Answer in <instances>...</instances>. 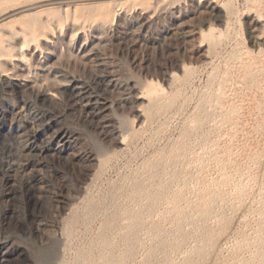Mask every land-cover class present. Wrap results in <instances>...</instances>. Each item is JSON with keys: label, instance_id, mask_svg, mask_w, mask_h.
<instances>
[{"label": "rangeland", "instance_id": "374dc122", "mask_svg": "<svg viewBox=\"0 0 264 264\" xmlns=\"http://www.w3.org/2000/svg\"><path fill=\"white\" fill-rule=\"evenodd\" d=\"M213 1L0 0V41L9 51L0 70L13 68L36 86L42 72L52 85L65 75L91 80L100 68L116 70L121 89L108 116L123 142L114 146L65 96L37 102L33 112L64 110L61 124L78 157H49L52 170H44L59 171L49 193L24 186L16 198L0 194V240L20 249L4 264H41L40 248L59 253L53 264H73L103 226L120 256V236L137 217L143 232L120 264H264V0ZM30 32L36 41H24ZM16 92L1 102L14 103ZM11 136L0 114V159L14 154L19 181L31 172L30 155L21 144L12 149ZM69 211L77 213L71 226Z\"/></svg>", "mask_w": 264, "mask_h": 264}, {"label": "bare ground", "instance_id": "6f19581e", "mask_svg": "<svg viewBox=\"0 0 264 264\" xmlns=\"http://www.w3.org/2000/svg\"><path fill=\"white\" fill-rule=\"evenodd\" d=\"M102 1H104V0H102ZM49 4H51V3H49ZM207 7L212 10V9H215L217 7V5L213 4L212 1H209V2H207ZM31 9H33V8L32 7H28L26 10L30 11ZM142 9H144V8H142ZM139 11L142 12L143 10L141 11L139 9ZM17 12H20V10L17 11ZM32 12H34V11H32ZM14 14H15V12L13 13V15ZM119 15H120V13H119ZM108 16H109V14H108ZM121 16H123V15H121ZM217 17H219V16L217 15ZM125 18H126V16H125ZM215 18H216V16H215ZM7 19H9V18H7ZM122 22H123V20H122ZM59 24H60V22H59ZM32 25H31V27H32ZM39 25H41V23ZM111 27H112V25H111ZM186 32H188V30ZM36 37H37V34L36 33L30 32V33H28V34L25 35V38L24 37L23 38H24V41H36ZM34 48H36V47H34ZM96 48H98V47L96 46ZM96 54H97L96 52H92V54H89V55L90 56H94ZM0 55H4V56L9 55V51L8 50H5V48L2 47L1 41H0ZM100 58L103 59V57H100ZM25 59H26V57H25ZM16 60H17V62L19 61L20 64H21V61H20L21 59H16ZM203 60H205V58ZM14 61H13V63H14ZM62 63H64V62H62ZM18 64L19 63H17L15 65V67L19 68L20 67V64L19 65ZM100 65H102V64H100ZM60 66H62V65H60ZM92 67H95V66H92ZM20 69L22 70V68H19V70ZM94 69H97V66ZM12 70H14V69L12 68ZM12 70H11V72H9L7 69L0 70V88H1L0 89V96H3L5 99H8V98H10V96L12 95V93L16 92V90H17L19 96L15 97L16 98L15 99L16 101L14 103H12V104H9L8 103L9 105L8 104L7 105L6 104L4 105L3 101L1 102V100H0V114H2L7 119V121H8V128L12 132V136H11L12 137V146H11V148L13 149L14 146H19L21 144V148H23L24 150H26L28 152L27 154L30 155L29 156V158H30L29 166H31L32 169H31V172L29 171V174H27V176H21V179L18 181L17 180L18 178H16L14 176V174H13L14 159L12 158V155H14V154L10 153L6 159H0V181L7 188L6 190L4 189V192H0V194L3 193L4 195H6L8 197H12V198L15 197L16 198L18 191L20 192L23 189L24 186H25L26 189H31V188L35 189L36 190V193L38 194V196L43 195L45 193H49V188H50V184H51V181H52L51 180L52 179V176H53V174H58V172H59L57 169H55L53 172L52 171H49V170H46V171L44 170V168H46V169L47 168L48 169L50 168L49 161H48L49 160V157L65 158V159H68L70 161L75 160L78 157V153L75 152L74 149H73V147H72L73 146L72 145V137H73L72 132H70V130H68L66 127H64L61 124V122H62V120H61L62 112H64V110H61V109H60L61 111H59V110L58 111L57 110L56 111H51V110H41V111H38L37 110V111L33 112L36 107L38 108V106H36V105H37V102H39V101L44 102V101L47 100V101H49V104L50 103H54V102L56 103V101L60 100V98L62 96H63V98L65 96L68 100L71 101L70 103L73 106H76L78 108V111L80 110L84 114L85 118H88L90 122L94 123L100 129L101 132L99 131V133H103L111 141V143L114 146L119 147V146H121L123 144V142L121 141V139L118 138L119 135H118V132H117V129H116V127H117L116 126V123L117 122H115L114 119H111L110 118L111 117L110 114H109L110 117L108 116V110H109V107H110V102L114 100V98H113V100L111 99V96H112V94L116 93L117 90L121 89L120 83H118L119 82L118 81V78L119 77H117L116 73H114L116 70L113 72V71H111L112 69L111 70H108V69L102 70V68H100V70L102 72H99L100 70L99 71L97 70L98 73H97V71L95 73V71H94V75H93V77H91L92 78L91 80L85 79L84 77H81V76H74V75H67L66 76L65 75L64 78L59 79L55 84H52V85H49L48 84V81H49L48 80V77L47 76H43L45 73L42 74L43 72L42 73L40 72L41 73V76L43 77V86H39L38 85L39 87L36 86L37 84H35V82H34L35 80L34 79L31 80L29 78H26L25 76H22V74H21L22 72H20V74H21L20 75L17 72L12 71ZM55 70H57V69H55ZM65 71H68V69H66ZM68 73L70 74L69 71H68ZM73 74H75V73H73ZM60 75H62V74H60ZM86 78H88V77H86ZM170 79H171V77H170ZM37 80L39 81V79H37ZM167 80L169 81V79H167ZM128 84H129V82H128ZM123 89H125V88H123ZM127 89L130 92L137 91V90H135V86L134 85H128L127 86ZM119 92H121V91H119ZM132 96L135 97V99L137 101L138 100H141V99H144V97H143L144 95L143 96L142 95H135V96L132 95ZM116 97H117V95H116ZM125 100H127V99H125ZM144 100H146V97H145ZM129 102H132V101L129 100ZM57 104H59V103H57ZM64 104H67V103H64ZM114 104H116V103H114ZM54 105L57 106L56 104H54ZM66 106H68V104ZM48 108H50V107H48ZM66 108H68V107H66ZM74 110H76V109H74ZM134 110H135V107H134ZM71 116H69V117H71ZM107 138H105V139H107ZM111 143H109V144H111ZM88 159H89L88 161L92 160V158L90 156L88 157ZM26 160H28V159H26ZM84 161H86V160H84ZM15 163H16V161H15ZM24 163H25V161H24ZM90 174H91V171H90ZM22 175H24V174H22ZM88 175H86V176H88ZM161 182H160V184H161ZM168 182H169V180H168ZM162 185H164V184L162 183ZM166 185H168V184H166ZM138 189H139V191L142 190L140 188H138ZM154 191H152V192H154ZM147 193H149V192L147 191ZM160 194H161V191H160ZM130 195H131V193H130ZM149 195H151V194H149ZM149 195H148V197H149ZM155 196H157V194ZM155 196L152 197V199L155 198ZM55 198H56V201H61L62 200V198L59 199V196H56ZM145 199H147V198H145ZM136 201H137V199H136ZM140 203L143 204L142 202H140ZM149 205H151L150 200L148 202V206ZM151 206H153V205H151ZM91 207L92 206L89 204V210H90L89 213L90 214L92 213V208ZM142 207H144V206L142 205ZM150 207H149V210H151ZM63 210H68V208L65 207ZM14 212H15V210H13V209L8 210V211H5V213H9V214H13ZM66 212L64 214H66ZM69 212L70 213L68 215V217H69V219H68L69 220L68 225L71 226V223H73L76 220L77 213L75 211H69ZM141 212H142V210H141ZM138 213L139 212H137V214ZM127 214H128V212H127ZM130 214L132 215V213H130ZM134 215H135V213H134ZM115 216H116V214L114 213V219L109 223V225H111V224L113 225V226L111 225L112 226L110 228L111 230H114L116 228V222H115L116 217ZM136 216H134V217H136ZM133 220H134V218H133ZM137 221H138V217H137ZM137 221H131V224L129 222V225H127V227H126L127 229H125V231H123L124 233L122 234V236H120V237L123 238V242H124L123 244H124V247H125L124 248V251H123V254H121L120 256L115 255V251H116V249L118 247L113 242L110 241V238L108 237L107 233L105 232V230H106L105 229V226H103V228H101V230H100V232L98 234L97 244L91 246L90 249H88V250H80V251H77L76 256H75V259L73 261V264H120L128 256H131L134 253L133 252L134 250H133V247H132L133 246L132 243H133V240L136 237L137 231L139 230V226L137 224ZM45 225H47L46 220H40L38 222L37 229H41ZM142 227H143V225H142ZM153 227L156 228L155 226H153ZM67 229H69V228H67ZM140 231H142V230H139V233H140ZM152 231H154V230H152ZM156 232L158 233V231H156ZM161 237H162V235H161ZM163 238L165 239V237H163ZM157 239L159 240V238H157ZM210 240H211V238H210ZM51 243H54V242L52 241ZM0 245H1V249H0V264H4L5 262L9 261V259L12 257V255L15 252H17V251L20 252V249H18V248L13 249L12 247H9L7 240H4V241H1L0 240ZM10 245H11V243H10ZM159 245H162V244L159 243ZM164 245H165V243H164ZM134 247H135V245H134ZM162 247H164V246H162ZM43 250H42V248L39 249V253L40 254L41 253L44 254V257L43 258H39V259H41L40 260L41 261V264H53L57 260V256L59 255V253L57 254L56 250H54L53 254L48 255V254L43 253ZM203 253H204V251H203ZM155 255L153 254L152 256H155ZM198 255H200V254H198ZM190 258H191V256H190ZM198 258H199V256H198ZM202 258H203V256H202ZM194 259L195 258H193L192 260H194ZM192 260L189 259L188 262L185 263V264H191L192 263L191 262ZM156 262H158V261H156ZM161 262L162 261H160V263ZM60 264H61V261H60ZM161 264H163V263H161ZM210 264H212V263H210Z\"/></svg>", "mask_w": 264, "mask_h": 264}]
</instances>
